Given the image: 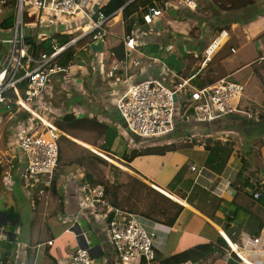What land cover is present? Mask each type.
<instances>
[{"label": "crops", "instance_id": "0c3cea01", "mask_svg": "<svg viewBox=\"0 0 264 264\" xmlns=\"http://www.w3.org/2000/svg\"><path fill=\"white\" fill-rule=\"evenodd\" d=\"M109 1L94 0L93 12L99 13ZM192 1L195 11L184 0H154L146 8H158L162 14L149 27L139 7L128 17L129 32L120 8L112 14L102 40H84L77 46L88 20L61 17L38 25L35 12H22L29 56L27 40H49L51 48L52 40L56 41L52 37L62 35L76 43L73 62L67 67L59 64L66 71L49 77L41 96L29 106L61 132L58 183L23 175L25 160L17 142L25 127L38 122L15 107L0 116V145L9 151L8 160L0 165V264H72L71 257L82 246L91 252L93 264H143L142 260L122 263L109 244L107 222L113 208L107 202L81 211L89 200L85 184L106 188V180L87 182L90 162L85 151L106 155L123 172L121 183L131 176L184 208L169 227L159 216L143 215L146 201L131 200L126 206L131 210L126 213L154 234V264L208 243L219 245L221 252L189 264H242L235 254L227 257L230 245H236L250 263L264 264V209L253 199L259 193L257 185L264 181V0L228 12L219 10L212 0ZM12 10L3 7L0 18L13 37ZM223 31L228 37L205 64V49ZM127 37L135 42L131 54L123 49ZM8 40H1L0 54ZM170 56H177L180 65L168 63ZM229 80L245 87L237 108L260 112L253 127L229 138L227 132L236 131L239 123L232 118L197 123L191 119L194 112L188 92L178 95L175 129L166 136L140 139L127 130L116 109L127 88L143 81L166 87L187 81L196 90ZM253 131L261 136L248 141ZM62 140L66 142L61 144ZM217 144L220 149L214 148ZM110 177L112 182L111 173ZM255 238L259 245H253Z\"/></svg>", "mask_w": 264, "mask_h": 264}, {"label": "built area", "instance_id": "2783aa9c", "mask_svg": "<svg viewBox=\"0 0 264 264\" xmlns=\"http://www.w3.org/2000/svg\"><path fill=\"white\" fill-rule=\"evenodd\" d=\"M93 3L94 0H33L24 4L21 0L19 11L21 16L23 11L35 12L38 25L59 20L61 17L86 19L89 23L84 37L90 35L93 41H98L106 35V26L112 15L105 16L100 12L95 14L91 8ZM184 4L190 11L197 9L192 0H184ZM23 6L27 8L23 10ZM161 14L160 9L149 7L142 14L143 23L149 27ZM227 37V32L223 31L210 42L204 52L205 64L211 61L215 50L224 44L223 40ZM75 43L76 40H70L59 45L52 40L51 52L32 58L25 48L23 22L21 17H18L13 37L8 42L7 49L0 54V104L9 111L16 106L18 112L29 113L30 117L38 122L35 126L25 127L17 142V150L23 154L25 160L24 178L36 180L42 177L48 184L60 181L56 169L59 162L58 141L61 132L37 117L29 106L41 96L49 77L66 71L57 60ZM123 49L125 53L131 54L135 50L134 39L125 38ZM234 52L231 49V53ZM244 91L245 87L242 84L228 81H220L213 87L196 90L191 89L187 81H180L173 87H166L155 81H143L127 88L124 95L116 101V109L127 130L140 139L166 136L175 129L178 95L188 92L197 123L212 124L228 118L239 123L236 131L227 132L225 137L229 138L237 131L253 127L260 114L258 110L237 108ZM8 152L6 147L0 145V165L8 160ZM98 153L101 156L98 157H103V160L109 162L110 159L106 155ZM247 160L251 159L247 157ZM191 170L196 171V168L192 167ZM105 189L100 184L95 186L85 184L84 190L89 192V200L81 211L92 205L105 206ZM253 197L257 199L259 193H254ZM112 214V219L107 222V237L118 259L122 263L142 260L143 264H154V234L147 233L130 213L112 209ZM259 244L260 240L255 238L253 245ZM229 248L227 257L235 254L242 264H252L243 258L236 245H230ZM70 261L72 264H93L89 249L85 246L79 247Z\"/></svg>", "mask_w": 264, "mask_h": 264}, {"label": "trees", "instance_id": "16d2710c", "mask_svg": "<svg viewBox=\"0 0 264 264\" xmlns=\"http://www.w3.org/2000/svg\"><path fill=\"white\" fill-rule=\"evenodd\" d=\"M129 1L130 0H110L99 10V12L105 16H110L118 9L122 8V19L125 24V29L127 30V32H129L130 30L128 25V17L134 12H136L139 7L142 9L143 14L147 10L146 7L151 6L154 0H134L132 2ZM212 2L219 10L224 12L245 9L255 4V0H212ZM8 5L14 8L16 6V2L14 0H11L9 1ZM52 38L56 39L59 45L65 44L70 41L67 36L62 35H54ZM84 40H88L89 42L93 41L91 39V36L87 35L79 42H77L76 46ZM26 46L28 47L29 54L33 57H37L42 53L51 52L49 40L43 42L27 40ZM74 53V47L67 49L64 53L59 56L57 62L63 67L69 66L74 60ZM0 111H4V113H0L2 117L9 112V110L1 104ZM66 118L70 119L72 117L68 116ZM57 126L63 130L60 123ZM220 147V144L214 146L215 149H220ZM215 161L216 160H213V162ZM109 167V171L112 174L113 181H106L104 199L107 202L108 206L113 209H118L123 212L131 213V210L126 208V206H128V203L131 200H135L136 202L140 203L141 201H146L147 210L145 213H143V215H146L150 218H152V215H154V217L156 218L157 216H159L158 219L162 220V223L164 225L169 227L174 225L179 214L184 209L183 207L168 199L166 196L157 192L150 186L131 176H127V180H129L127 183H125L126 181H124V183H121L120 179L123 176V172L113 165H110ZM85 178L90 184H93L95 180L99 179L96 178L91 172H87ZM246 184L247 183L245 182L242 185L245 186ZM255 190L259 192V197L255 200V202L259 204L261 208L264 209V181L262 184L257 185ZM184 198L185 197L182 195L181 199ZM186 201L187 204L191 205L189 199H186ZM216 252H221L219 245L212 243L197 245L186 251L162 259L159 264L198 263L199 261H202L203 259Z\"/></svg>", "mask_w": 264, "mask_h": 264}, {"label": "rangeland", "instance_id": "374dc122", "mask_svg": "<svg viewBox=\"0 0 264 264\" xmlns=\"http://www.w3.org/2000/svg\"><path fill=\"white\" fill-rule=\"evenodd\" d=\"M9 1H11V0H0V10H2L3 7H5V8L10 7V5H8ZM14 1L16 2V6L13 8V10H12L13 12L10 15L12 17V26H14L17 23L18 17L19 18L21 17L20 11H19V6H20V1L21 0H14ZM23 3H25V0H24ZM25 7L26 6H23V10H24ZM7 28H8L7 25L3 24V22H1V18H0V42L3 39H5V40L9 39L8 41L11 40L12 33L10 34L7 31ZM236 46H237V44H236ZM1 49L2 48L0 47V50ZM181 55L184 56L183 52L181 53ZM240 56H241V53L238 54L237 58L239 59ZM167 62L168 63H172L173 62L174 66H176V65L179 66L181 61L178 59L177 56H170ZM228 82H233L234 83V82H237V81L236 80H229ZM0 113L2 114V113H4V111H0ZM191 119H194L193 115H192ZM260 136H261V134L259 132L253 131L251 136L247 140L248 141L255 140V139H258ZM63 142H66V141L62 140L61 144H63ZM85 154H86L85 157L88 159L87 162H90V166L87 167L88 171L91 172L96 178H99L101 180H106V181L111 180L110 172L108 171V169H110V167H109L110 165H113V166H115V165L103 160L102 158L98 157L97 155H95V154H93L91 152L90 153H88V152L86 153V151H85ZM95 159L100 160L101 163H103V164L95 162ZM124 181H126L125 183H127L129 180H127V177H126V179ZM90 254H91V252H90Z\"/></svg>", "mask_w": 264, "mask_h": 264}, {"label": "water", "instance_id": "95a60500", "mask_svg": "<svg viewBox=\"0 0 264 264\" xmlns=\"http://www.w3.org/2000/svg\"><path fill=\"white\" fill-rule=\"evenodd\" d=\"M258 43L256 42V45H257ZM112 217H113V214H111L110 216H109V218H108V221H110L111 219H112Z\"/></svg>", "mask_w": 264, "mask_h": 264}, {"label": "bare ground", "instance_id": "6f19581e", "mask_svg": "<svg viewBox=\"0 0 264 264\" xmlns=\"http://www.w3.org/2000/svg\"><path fill=\"white\" fill-rule=\"evenodd\" d=\"M14 107L16 108V106H14ZM14 107H13V108H14ZM16 109H17V108H16Z\"/></svg>", "mask_w": 264, "mask_h": 264}]
</instances>
